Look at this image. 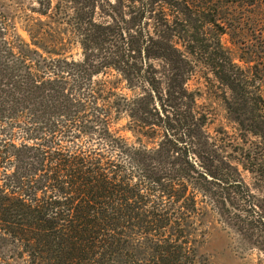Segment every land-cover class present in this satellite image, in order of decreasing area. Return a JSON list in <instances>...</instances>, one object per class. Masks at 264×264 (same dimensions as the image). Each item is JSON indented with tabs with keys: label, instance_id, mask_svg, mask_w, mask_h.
Here are the masks:
<instances>
[{
	"label": "trees",
	"instance_id": "16d2710c",
	"mask_svg": "<svg viewBox=\"0 0 264 264\" xmlns=\"http://www.w3.org/2000/svg\"><path fill=\"white\" fill-rule=\"evenodd\" d=\"M171 1L130 0L134 30L119 26L107 0H56L54 6L38 0V15L52 25L27 20L18 30L12 2L0 0V264H205L188 231L197 199L204 189H237L248 197L238 168L252 179L264 175L257 67L251 104L224 65H211L235 95L227 110L247 144L237 157H226L186 88L194 47L169 37L176 24L166 12ZM222 1L227 11L239 2L264 9V0ZM195 8L183 1L181 16L191 18ZM67 10L76 17L65 23ZM97 10L110 11L111 22L96 23ZM156 10L158 25L150 31ZM202 16L218 28L210 13ZM73 46L81 51L78 61ZM197 46L202 56L210 48ZM156 61L164 66V86ZM121 86L138 90L140 99L122 95ZM122 116L135 144L113 129ZM157 129L161 141L148 149L142 139L151 140Z\"/></svg>",
	"mask_w": 264,
	"mask_h": 264
},
{
	"label": "rangeland",
	"instance_id": "374dc122",
	"mask_svg": "<svg viewBox=\"0 0 264 264\" xmlns=\"http://www.w3.org/2000/svg\"><path fill=\"white\" fill-rule=\"evenodd\" d=\"M10 1L13 4L18 30L27 20L30 25H34L38 21L48 22L52 25V21L38 15V0ZM107 1L118 14V16L114 14V17L120 27H136V24L132 22L136 17L135 9L130 0ZM183 1L189 6L196 7L195 10L191 9L196 12V15L193 14L191 18L181 16ZM55 2L56 0H52V6L55 5ZM171 2V5L174 6L166 8V12L169 20L175 21L176 24L171 25L174 32L169 37L174 35L173 42H178L177 38H179L182 39L179 45L184 43V45L194 47V54L189 56L191 72L188 73L186 88L194 96L197 112L206 116L205 130L211 140L217 142V147L223 148L224 156L237 157V149H246L247 144L241 142L244 137L239 133L233 121V114L227 110V103L233 105L235 95L215 79L214 73L220 68L217 66L212 68L211 65L213 62L214 65L215 62L224 65L226 71H230L229 75L232 79L239 80L241 88L246 93L245 97L251 104H253V66H256L259 77L257 83L264 104V54L262 53L264 34L262 36L258 32V25L264 26L263 23V25L258 24L264 19V9H256L253 6L246 7L244 3L240 4L241 2H239L227 11L225 2L222 0H172ZM208 13L216 21L218 28L204 24L202 15ZM108 15L110 16V11L100 14L97 10L94 21L109 24L111 21L107 17ZM75 17L76 14L72 10H67L63 22L67 23L69 19ZM153 17L152 20H149L150 31L155 25H158L157 21L155 22L157 10ZM174 17L178 19L175 20ZM122 18L124 19L123 24L121 23ZM64 27L63 25V29ZM219 27H222V32ZM20 35L23 39L26 38L23 32H20ZM65 38L67 39V36ZM195 38L200 43H195ZM216 42L220 43L219 50L215 49ZM197 45L210 47L205 56L200 55L201 53L197 51ZM80 54L79 47L73 46L71 55L75 61L80 60ZM226 58H229L231 66ZM151 64L154 66L155 76L164 86L165 75L161 78V75L165 74L162 69L163 64L159 61L151 62ZM111 75L112 80L117 79L114 73ZM119 88H121L122 95L128 98L136 95V98L140 99L137 97L140 95L138 90L134 89L130 92L123 89L122 86ZM129 121L126 116H122L114 124L113 129L127 140L128 145H132L136 143V136L126 129L130 124ZM182 133L185 135V131ZM162 134L163 132L157 129L156 136L151 140L142 139L143 145L148 149L155 148L160 143ZM172 135L180 136L181 130L178 133L173 130ZM247 140L250 142L253 141V138L248 136ZM185 143H189L186 137ZM260 164L264 170V160ZM203 174L207 175L205 171ZM187 175L194 179L197 178L191 173ZM237 176L247 188L249 198L244 197L241 191H235L237 189L207 191L203 188L205 191L197 199L196 208L199 212L193 217L188 231L196 236L199 253L204 258L205 264H264V226L261 222V220L264 222V175L260 176L258 180L257 177L252 179L249 174L238 168ZM208 179L211 180V177L208 176ZM192 184L198 186V180Z\"/></svg>",
	"mask_w": 264,
	"mask_h": 264
}]
</instances>
